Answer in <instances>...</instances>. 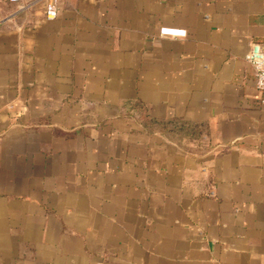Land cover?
Here are the masks:
<instances>
[{"label":"crops","instance_id":"1","mask_svg":"<svg viewBox=\"0 0 264 264\" xmlns=\"http://www.w3.org/2000/svg\"><path fill=\"white\" fill-rule=\"evenodd\" d=\"M50 1L0 0V264H264V0Z\"/></svg>","mask_w":264,"mask_h":264},{"label":"built area","instance_id":"2","mask_svg":"<svg viewBox=\"0 0 264 264\" xmlns=\"http://www.w3.org/2000/svg\"><path fill=\"white\" fill-rule=\"evenodd\" d=\"M11 2H21L22 0H9ZM58 16V7L55 0L46 4V17L55 19ZM160 33L166 36H184L186 31L174 27H162ZM245 59L254 68L255 87L259 91H264V48L261 43L253 42Z\"/></svg>","mask_w":264,"mask_h":264}]
</instances>
